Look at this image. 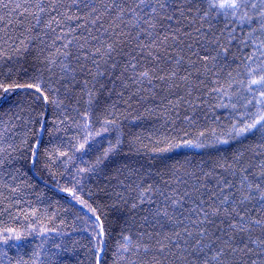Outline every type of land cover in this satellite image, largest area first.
Wrapping results in <instances>:
<instances>
[{
    "label": "snow or ice",
    "instance_id": "obj_1",
    "mask_svg": "<svg viewBox=\"0 0 264 264\" xmlns=\"http://www.w3.org/2000/svg\"><path fill=\"white\" fill-rule=\"evenodd\" d=\"M9 97L0 215L21 185L35 188L23 164L53 178L62 164L75 171L60 191L94 221L88 264H107L106 208L126 217L113 264H264V0H0V101ZM130 118L154 130L126 128ZM99 177L120 189L99 188L112 203L89 202L91 187L85 199ZM55 231L29 228L41 237L31 264H55L56 253L39 259ZM22 238L0 229V244Z\"/></svg>",
    "mask_w": 264,
    "mask_h": 264
},
{
    "label": "trees",
    "instance_id": "obj_2",
    "mask_svg": "<svg viewBox=\"0 0 264 264\" xmlns=\"http://www.w3.org/2000/svg\"><path fill=\"white\" fill-rule=\"evenodd\" d=\"M14 99L15 97H9L7 102L0 101V134H3L0 138L10 137L12 135L11 130L5 132V124L12 117V112L6 113L5 110L8 109ZM13 111H16V109H13ZM125 127H131L133 131L142 133L145 137H147L154 130V122L151 120L132 121L130 118L128 121H125ZM68 135H73V132L70 131ZM63 138L64 133H60L59 138H53L51 144H49V138L45 135L44 142L46 146L51 148L59 145ZM145 143H148L147 139H145ZM62 147L64 150H68L66 140L64 141ZM189 151L190 150L188 149H184L180 150L179 154L173 153L168 154V156H171L173 159H182L183 154L188 153ZM191 152L195 153L197 150H191ZM150 158L151 154L147 151L142 153L140 156L134 157V159L141 162H145ZM196 158L199 159L200 157L197 156ZM108 167L111 168L112 165L110 164ZM53 170L63 172L64 175H57L53 178L46 170L43 169L42 165L38 168H30L26 163L23 164L22 171L27 173V176L23 177V179L34 184L35 188L24 190L21 185V191L23 194L15 195L14 199L11 201L12 207H10L9 212L0 215V229L6 227L15 228L25 237L20 240L13 239L9 241L7 246L0 244V250L8 252L11 264H16V262L21 258L29 260V264H31V260L34 259L32 257L33 250L41 243V237L37 232L29 234V228L38 229L42 226L55 228L57 231L45 234V238L48 239L49 243L45 245L44 252L41 253L39 259L44 260L46 258V253L48 255L56 253V255H51V259L55 262V264H80L81 261L83 264H88L90 259L89 246L94 221L88 220V222L85 223V219L76 218V213L78 212L81 217H90L91 213H88L86 209L81 210V207L76 205L67 193L60 191V187L71 186V173L75 171V168L65 171L63 165L58 164L57 168H54ZM4 180L8 184L20 185L21 178L18 177L16 181H13L10 176H5ZM106 184L108 186L105 191L108 193L112 192L113 187H117L115 181L108 184L103 177L86 181V187L83 193L85 199H89L87 191L88 187H91L94 195L91 197L89 202L99 200L103 203H112L114 197H110L105 195V192L99 191V188L104 187ZM117 190L120 189L117 187ZM0 191H3L5 195H8L7 189H0ZM37 194H41L39 198ZM55 201H59V204L57 205ZM70 203L72 210L65 212L63 209L69 207ZM4 206V204H0V209ZM34 209L38 210L37 216L39 219L30 215ZM46 212L48 216L53 217L51 222L45 218ZM105 212L107 215L102 216V219L105 222V227L109 231V236L107 238L108 254L106 260L107 264H113L115 241L118 238L119 227L123 224L126 217L124 213L110 208H106ZM40 220L43 221V225L40 224ZM61 221H63V223H61ZM53 242H63L68 247H73L74 244L75 250L71 252H62L51 247ZM49 249L51 250L50 252ZM0 264H9V260L0 258Z\"/></svg>",
    "mask_w": 264,
    "mask_h": 264
},
{
    "label": "water",
    "instance_id": "obj_3",
    "mask_svg": "<svg viewBox=\"0 0 264 264\" xmlns=\"http://www.w3.org/2000/svg\"><path fill=\"white\" fill-rule=\"evenodd\" d=\"M84 210V209H83ZM86 211V210H85ZM91 216V215H90Z\"/></svg>",
    "mask_w": 264,
    "mask_h": 264
}]
</instances>
